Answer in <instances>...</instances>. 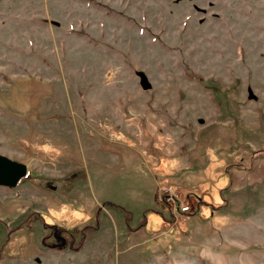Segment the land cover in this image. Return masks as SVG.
Listing matches in <instances>:
<instances>
[{
	"label": "rangeland",
	"instance_id": "374dc122",
	"mask_svg": "<svg viewBox=\"0 0 264 264\" xmlns=\"http://www.w3.org/2000/svg\"><path fill=\"white\" fill-rule=\"evenodd\" d=\"M263 147L264 0H0V264H264Z\"/></svg>",
	"mask_w": 264,
	"mask_h": 264
},
{
	"label": "water",
	"instance_id": "95a60500",
	"mask_svg": "<svg viewBox=\"0 0 264 264\" xmlns=\"http://www.w3.org/2000/svg\"><path fill=\"white\" fill-rule=\"evenodd\" d=\"M138 78L140 88L146 91L149 88V84L145 77L139 74ZM25 175L26 167L24 165L0 156V187L13 188Z\"/></svg>",
	"mask_w": 264,
	"mask_h": 264
},
{
	"label": "built area",
	"instance_id": "2783aa9c",
	"mask_svg": "<svg viewBox=\"0 0 264 264\" xmlns=\"http://www.w3.org/2000/svg\"><path fill=\"white\" fill-rule=\"evenodd\" d=\"M155 202L165 206L171 212V215L184 216L191 212L192 208L184 204L179 194L170 186H161L155 194Z\"/></svg>",
	"mask_w": 264,
	"mask_h": 264
},
{
	"label": "trees",
	"instance_id": "16d2710c",
	"mask_svg": "<svg viewBox=\"0 0 264 264\" xmlns=\"http://www.w3.org/2000/svg\"><path fill=\"white\" fill-rule=\"evenodd\" d=\"M264 153V147L262 148V151ZM144 221V220H143ZM40 224H42V227L44 229V236H43V240L46 237H49L51 240L53 241H60V243L63 242V246H67L66 241L64 240V238L62 237V233L63 231H60L57 227H55L54 225H47L46 223H42L40 221ZM91 230L90 228H83L79 231H76L75 235L72 236V239L70 240V242H68V247H73V245L76 243L77 244V248L72 249L73 251H77V249L81 246V244L83 243V241L88 238L89 234H90ZM42 244V243H41ZM44 245V244H43Z\"/></svg>",
	"mask_w": 264,
	"mask_h": 264
},
{
	"label": "crops",
	"instance_id": "0c3cea01",
	"mask_svg": "<svg viewBox=\"0 0 264 264\" xmlns=\"http://www.w3.org/2000/svg\"><path fill=\"white\" fill-rule=\"evenodd\" d=\"M258 174L259 175H263L264 174V164H262L260 167H259V170H257Z\"/></svg>",
	"mask_w": 264,
	"mask_h": 264
}]
</instances>
